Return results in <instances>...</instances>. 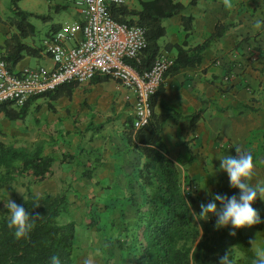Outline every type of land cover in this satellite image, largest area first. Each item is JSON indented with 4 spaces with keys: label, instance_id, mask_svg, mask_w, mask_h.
<instances>
[{
    "label": "crops",
    "instance_id": "crops-1",
    "mask_svg": "<svg viewBox=\"0 0 264 264\" xmlns=\"http://www.w3.org/2000/svg\"><path fill=\"white\" fill-rule=\"evenodd\" d=\"M24 1L17 2L20 9L47 15L48 19L37 25L32 19L37 17H29L34 34L22 41L39 47L40 52L37 56L25 55L13 71L40 65L53 67L43 50V42L57 28L80 21V13L73 6L69 10L70 5L64 0H43L48 5V14H42L41 8H26L22 5ZM178 1L184 9L179 15L162 20L166 34L158 40L161 46L182 44L184 40L188 46H195L211 34L216 23L229 25L204 50L200 65L164 76L163 90L155 106L157 112H166L161 106L165 104L169 110L184 116L167 118L161 139L183 181L196 186L193 208L201 210L200 204L211 200L213 194L239 195V189L230 187L228 174L219 170L218 159L224 155L235 156L237 147L251 151L254 156L256 168L252 183L264 182V26L259 30L253 27L256 19H264V3L232 0L235 7L229 11L222 0H196L195 4L190 0ZM127 5L139 8L138 0H130ZM12 15L10 0H0V57L5 52V39L15 31L5 20ZM188 15L193 16V21L186 38L181 16ZM161 51L172 57L176 53L175 49L163 47ZM225 71L229 75H225L227 81L223 79ZM50 103L53 109L48 108V99L37 98L24 120H9L0 112L2 142L9 145L40 141L42 154L54 159L52 173L43 181H67L70 178L66 176H71L73 170L77 176L84 175L86 170L85 178L96 184V191L109 186L113 194L116 183H122L125 188L124 183L137 182L136 170L143 158L126 143L123 135L125 120L132 119L131 90L111 78L96 83L89 81L74 88L70 98L60 96ZM37 105H40L38 110ZM200 108L204 109L201 118L188 127L189 115ZM101 123L104 128L93 132L91 128ZM88 127L90 130H86ZM64 154L72 155L73 161L62 163ZM201 224L205 232L213 231L216 217L201 220ZM247 231L250 239H257L258 247L264 248V225Z\"/></svg>",
    "mask_w": 264,
    "mask_h": 264
},
{
    "label": "trees",
    "instance_id": "trees-1",
    "mask_svg": "<svg viewBox=\"0 0 264 264\" xmlns=\"http://www.w3.org/2000/svg\"><path fill=\"white\" fill-rule=\"evenodd\" d=\"M18 1L10 0L13 15L5 19L15 29L5 39V52L1 56L10 71L14 70L25 55L37 56L40 52L39 47L22 41L34 34V26L29 22V17L48 19L47 15H37L20 9ZM138 3L139 8L129 7L127 4H111L108 11L116 21L139 25L144 30L145 47L137 59L127 60L136 70L149 69L162 47L176 50L173 63L165 71L163 78L181 68L200 65L204 50L229 28V25L216 23L211 34L195 46H188L185 40L182 44L165 43L161 46L158 40L166 34L162 20L179 15L184 5L178 0H138ZM190 3L195 4L196 0H190ZM192 21V15L181 16L186 38L191 32ZM225 75H228V71H225ZM108 79L110 77L107 75H96L90 82ZM78 85L75 81L63 83L51 92L26 98L19 106L14 105L13 101L1 102L0 112L9 120H24L29 106L37 98L48 99L47 106L53 109L50 101L60 96L70 98ZM162 90L161 83L150 97V117L146 124L134 129L131 117L124 122L123 135L126 143L143 158L136 170L139 195L131 193L128 197L137 217L133 221L122 223L117 239L118 246L132 254L126 264H219L220 257L230 250L240 252L244 264H253L256 257L244 228L234 229L229 225L212 232H202L193 217L196 197L192 188L185 185L177 165L161 139L166 119H180L184 116L169 110L165 104L161 106L168 111L155 110ZM39 107L37 105L35 109L38 110ZM203 112L204 109L200 108L189 115L188 127L193 126ZM103 128L104 124L101 123L91 129L96 133ZM73 159L72 155L64 154L61 162H71ZM53 162L52 157L42 154L40 141L33 144L7 145L0 140V188L23 175H32L35 182H41L51 175ZM87 174L88 172H84L85 176ZM25 196L27 202L23 199L20 205L34 217H39L35 220V227L29 236L18 241L7 226L9 216H0V264H51L52 256H59L61 264H74L76 223L73 220H59L67 203L64 192L36 195L27 190ZM252 207L259 213L262 221L252 227L261 229L264 225V199L258 197ZM94 224L95 221L90 220L89 226ZM233 231L236 232L235 236L230 235Z\"/></svg>",
    "mask_w": 264,
    "mask_h": 264
},
{
    "label": "built area",
    "instance_id": "built-area-1",
    "mask_svg": "<svg viewBox=\"0 0 264 264\" xmlns=\"http://www.w3.org/2000/svg\"><path fill=\"white\" fill-rule=\"evenodd\" d=\"M64 1L78 10L81 20L57 28L44 40L43 50L53 67L40 65L15 72L0 57V103L13 101L19 106L26 98L51 92L63 83L83 84L96 75H107L133 93L132 124L138 129L149 120L150 97L162 83L173 57L160 51L152 66L143 71L127 62L137 59L145 47L144 30L116 21L108 7L130 0Z\"/></svg>",
    "mask_w": 264,
    "mask_h": 264
},
{
    "label": "rangeland",
    "instance_id": "rangeland-1",
    "mask_svg": "<svg viewBox=\"0 0 264 264\" xmlns=\"http://www.w3.org/2000/svg\"><path fill=\"white\" fill-rule=\"evenodd\" d=\"M22 5L31 10L41 8L42 14L49 13L48 5L43 0H25ZM68 7H70L69 10H72L71 6ZM37 18L32 17L35 24L43 23V19ZM66 177L70 179L56 182L50 180L35 182L32 175L17 176L13 181H9L0 188V216H9V210L5 207L6 202L12 199L20 204L24 199L23 194L25 195L27 190L36 195L49 193V191L51 194L64 192L67 203L59 220L61 222L73 220L76 223L74 264L128 263L132 254L129 250L120 248L117 239L121 233L122 223L133 221L137 217L128 197L131 193L139 195L138 183L128 181L124 183L125 188H122V183H116L117 188L116 191L112 190L113 194L108 190L109 186H102L101 192L96 191L98 189L94 187L95 183L86 180L85 175L77 176L74 170L71 172V176ZM184 183L187 187L190 186L195 194L196 186L187 180ZM193 209L195 213L200 212L197 207ZM90 220L95 221L93 226H89ZM198 223L202 229L201 220ZM250 229L252 230L253 227H245L244 231L248 232L247 230ZM121 240L123 241V238ZM232 253L235 264H244L240 252L233 251Z\"/></svg>",
    "mask_w": 264,
    "mask_h": 264
},
{
    "label": "clouds",
    "instance_id": "clouds-1",
    "mask_svg": "<svg viewBox=\"0 0 264 264\" xmlns=\"http://www.w3.org/2000/svg\"><path fill=\"white\" fill-rule=\"evenodd\" d=\"M222 3L229 11L235 7L232 0H222ZM262 26H264V19H256L254 29L259 30ZM236 153L235 156L224 155L218 159L220 160L219 170L228 174L230 187L239 189V195L213 194L211 200L200 204L199 213L194 212L193 217L197 221L215 216L216 230L227 228L229 225L234 229H242L262 222L259 213L252 207L258 197L264 199V184L252 183L256 168L254 156L251 151H243L239 147L236 148ZM23 196L27 202V197L24 194ZM5 207L9 210L7 226L15 239L19 241L27 238L39 216L34 217L12 199L6 202ZM230 235L235 236L236 232L233 231ZM249 244L252 245L251 248L256 257L253 264H264V248L258 247L257 239H250ZM50 260L51 264H61L59 256H52ZM219 264H235L232 250L220 257Z\"/></svg>",
    "mask_w": 264,
    "mask_h": 264
}]
</instances>
